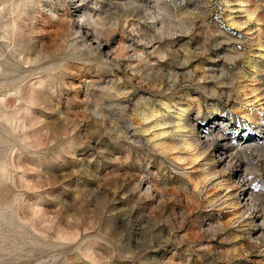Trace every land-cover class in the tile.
I'll use <instances>...</instances> for the list:
<instances>
[{
    "label": "rangeland",
    "instance_id": "374dc122",
    "mask_svg": "<svg viewBox=\"0 0 264 264\" xmlns=\"http://www.w3.org/2000/svg\"><path fill=\"white\" fill-rule=\"evenodd\" d=\"M0 264H264V0H0Z\"/></svg>",
    "mask_w": 264,
    "mask_h": 264
},
{
    "label": "bare ground",
    "instance_id": "6f19581e",
    "mask_svg": "<svg viewBox=\"0 0 264 264\" xmlns=\"http://www.w3.org/2000/svg\"><path fill=\"white\" fill-rule=\"evenodd\" d=\"M260 98L262 99L261 96H260ZM252 100H254V99H252ZM186 111H187L186 109L184 111H181V113L179 114V116L180 117H184V118L177 119L176 122H175V125L172 127V129L173 128L174 129H184V128H187V127H189V126L192 125L191 124V121H190V118H189V114ZM153 113H155V111L151 112L152 116H153ZM249 115L251 117H255V114L253 112L249 113ZM173 121H175V118H170L168 120H166L165 118H161V119L157 120V122H155V125L169 124V123H172ZM205 132L206 133L211 132V129H208ZM249 138L250 137H248L247 139L250 140ZM247 139H245V141H243V143L246 142ZM187 141H183V148H186V149L192 148V146H194L192 144L193 140H192V142H187ZM239 145H241V144L239 143ZM167 146H169V145H167ZM199 155H201V154H199V153L196 152L193 155H191L190 158H187V160L189 159V162L192 163V162H194L197 159V157H199ZM222 186L225 187V188H227V189H230V185L229 184H222Z\"/></svg>",
    "mask_w": 264,
    "mask_h": 264
}]
</instances>
